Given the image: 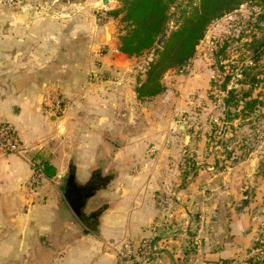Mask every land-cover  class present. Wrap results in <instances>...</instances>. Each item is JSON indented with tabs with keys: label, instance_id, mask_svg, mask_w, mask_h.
<instances>
[{
	"label": "crops",
	"instance_id": "crops-1",
	"mask_svg": "<svg viewBox=\"0 0 264 264\" xmlns=\"http://www.w3.org/2000/svg\"><path fill=\"white\" fill-rule=\"evenodd\" d=\"M68 7L72 14L23 18L0 52V123L12 124L27 148L0 156V264H116L125 241L134 247L127 264H186L191 252L193 264H224L264 240V169L255 153L228 163L203 131L194 174L186 173L195 142L177 115L191 100L211 105L194 59L188 78L168 71L164 91L140 101L152 53L129 58L117 50L115 26L107 43L106 25L87 6ZM170 75L177 84L165 82ZM50 91L64 101L60 121L41 113ZM35 161L55 175L27 199ZM93 172L109 183L75 212L68 190ZM93 218L96 232L82 229Z\"/></svg>",
	"mask_w": 264,
	"mask_h": 264
},
{
	"label": "rangeland",
	"instance_id": "rangeland-1",
	"mask_svg": "<svg viewBox=\"0 0 264 264\" xmlns=\"http://www.w3.org/2000/svg\"><path fill=\"white\" fill-rule=\"evenodd\" d=\"M62 4L87 6L86 8L93 12L94 17L99 19L100 25L116 27L117 38L123 30V25L118 19L108 17L106 14L108 11L117 9L120 6L118 0H115L107 7H104L100 0H0V52L6 50V37L12 34L11 30H15L16 26L21 24L23 18L29 19L32 24L41 18L52 19L58 17L61 13L72 14L73 9L71 11L68 6L64 11L59 10V5ZM185 5L186 1L179 0L178 7L172 10V22L169 24L170 30L174 28L179 9H182ZM255 25L260 26L263 32L257 30ZM31 31L36 32V29L33 28ZM253 37L259 40L264 39V9L255 7L252 4L241 5L236 11L211 23L207 28L204 39L197 48L194 60L192 59L195 66L197 65V69L202 71L200 84H206L211 81L220 84L224 78L228 77L230 79L227 84L228 90L232 88L238 91L241 89L247 90L249 86L239 85V80L242 79L239 70L250 65L255 68L254 73L259 74L252 96L255 97L263 93L264 57L257 62H253L249 57L250 42ZM225 41H228L226 53L223 55L225 59L220 57L217 59L215 54L220 51V47L223 46ZM192 60L184 68L175 70V75L182 76L184 79L188 78L186 74L190 71ZM165 82L167 84L176 83L172 75L167 76ZM207 89L209 90L210 107H208V103L201 105L202 102L200 101L198 105L194 103L195 100H191L192 103L191 105L189 104L188 109L177 115L176 121L185 130L187 129V132L193 136V142H195V145L185 151L184 163L190 165L193 162V147L198 146L196 143L200 142L201 135H203L202 132L206 131L208 132L206 134L207 138H211L208 144L213 147L215 145L216 147L219 146V153L223 150L225 160L228 163L242 161L248 158L250 153H255L258 157V164L264 169V107L258 108L252 114L237 113V110L232 108L230 110L231 116L226 121V128H222L221 119L225 118L222 105L224 93L218 91L217 87L211 86V83ZM57 93L56 91H50L45 93V95ZM262 101L264 102V98H262ZM203 108L207 110H203ZM234 114H237V116ZM207 120L210 122V127ZM184 129H180V132L184 131ZM221 130H223V135L220 137L219 133ZM195 166L197 167V165ZM193 168L194 170L196 169L194 166ZM193 174L194 171L190 170L189 176L192 177ZM99 207L101 205L97 209ZM85 228L95 233L96 218L90 220L88 227L85 225L82 227V229ZM194 260L195 253L191 252L190 258L185 262H187L186 264H193L196 263ZM128 261H131V259Z\"/></svg>",
	"mask_w": 264,
	"mask_h": 264
},
{
	"label": "trees",
	"instance_id": "trees-1",
	"mask_svg": "<svg viewBox=\"0 0 264 264\" xmlns=\"http://www.w3.org/2000/svg\"><path fill=\"white\" fill-rule=\"evenodd\" d=\"M186 5L179 9L178 18L173 29H169L172 22V10L176 9L179 0H118L119 7L108 11V17L118 19L123 30L118 37L117 50L129 58L139 57L145 52L152 53L147 62L145 80L136 88L137 99L140 101L152 99L161 94L165 87L163 76L168 71L184 68L195 57L197 48L205 37L208 26L214 21L236 11L241 5L252 4L264 9V0H184ZM255 28L263 32L260 26ZM168 33L162 48L157 47L159 37ZM249 57L257 62L264 57V39L252 38L250 42ZM228 41L223 43L215 57L225 59ZM220 62V61H219ZM252 62V63H253ZM252 66L240 69L242 77L240 86H249L247 90L227 89L230 81L228 77L223 82H210L224 93L222 105L225 118L221 119V127L226 128V121L231 116L230 110L234 108L237 113L252 114L258 108L264 107V92L253 97L254 87L258 82V73H254ZM237 116V114H234ZM223 130L219 133L221 137ZM191 171L194 170L191 164ZM44 173L53 177L55 171L51 165L44 162ZM189 167V166H188ZM190 173V170L186 172ZM186 175V174H185ZM230 261V260H229ZM227 261L224 264H228Z\"/></svg>",
	"mask_w": 264,
	"mask_h": 264
},
{
	"label": "built area",
	"instance_id": "built-area-1",
	"mask_svg": "<svg viewBox=\"0 0 264 264\" xmlns=\"http://www.w3.org/2000/svg\"><path fill=\"white\" fill-rule=\"evenodd\" d=\"M65 112L64 101L58 94L45 95L42 101L41 113L46 117H54L55 120H62ZM27 148L20 142L16 129L8 122L0 123V156L20 154ZM45 178L44 166L41 161H35L31 165V174L26 183V197L29 199L36 194L37 188ZM146 257L148 251L145 246L139 248ZM134 247L130 241H125L117 252L116 264H126L132 259ZM264 259V240H257V243L250 250L234 257L228 264H259ZM195 261V260H194Z\"/></svg>",
	"mask_w": 264,
	"mask_h": 264
},
{
	"label": "water",
	"instance_id": "water-1",
	"mask_svg": "<svg viewBox=\"0 0 264 264\" xmlns=\"http://www.w3.org/2000/svg\"><path fill=\"white\" fill-rule=\"evenodd\" d=\"M100 1L104 7H107L115 0H100ZM167 35L168 34L166 33L163 36L159 37L155 45L159 48H162ZM105 40L107 43L113 41L111 29L109 26L105 27ZM180 129L182 130L184 129V127L181 126ZM73 174L74 172L72 169L70 171L71 185H73ZM108 183H109L108 178H102L99 172H93L90 180L81 189L75 190L72 187H70L66 195V200L69 203V205L72 207V209L75 212H78L79 208L84 205V202L87 198L93 196L96 191L103 189ZM262 264H264V259L262 260Z\"/></svg>",
	"mask_w": 264,
	"mask_h": 264
},
{
	"label": "flooded vegetation",
	"instance_id": "flooded-vegetation-1",
	"mask_svg": "<svg viewBox=\"0 0 264 264\" xmlns=\"http://www.w3.org/2000/svg\"><path fill=\"white\" fill-rule=\"evenodd\" d=\"M81 189V188H80Z\"/></svg>",
	"mask_w": 264,
	"mask_h": 264
}]
</instances>
